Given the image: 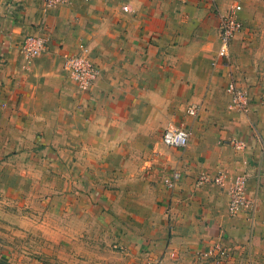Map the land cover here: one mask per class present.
<instances>
[{"label":"crops","instance_id":"1","mask_svg":"<svg viewBox=\"0 0 264 264\" xmlns=\"http://www.w3.org/2000/svg\"><path fill=\"white\" fill-rule=\"evenodd\" d=\"M234 1L243 28L229 63L217 57L216 5ZM255 34L264 40V0H0V176L12 166L26 182L1 194L30 191L16 205L45 207L30 218L66 238L65 264H264V56L246 54ZM27 35L45 37L42 54L25 55ZM66 54L97 66L90 88L64 69ZM231 76L249 90L245 112ZM171 124L191 131L187 146L164 142ZM219 172L228 183L248 175L252 210L232 215L227 185L198 184ZM49 246L29 264H55L43 261L57 253Z\"/></svg>","mask_w":264,"mask_h":264},{"label":"built area","instance_id":"2","mask_svg":"<svg viewBox=\"0 0 264 264\" xmlns=\"http://www.w3.org/2000/svg\"><path fill=\"white\" fill-rule=\"evenodd\" d=\"M71 0H45L48 7L66 4ZM124 9H128L127 6ZM216 9L220 14V44L217 50L218 58H225L229 63L230 46L236 33L242 30L243 22L240 19L239 13L242 5L234 1L231 5L222 11L218 5ZM22 51L28 58L38 56L46 49V39L42 35H27L22 41ZM217 63V59L213 61ZM63 67L69 71L75 78L78 85L87 89L90 88L99 76V70L93 61L85 56L77 54H66L63 59ZM227 91L232 97V104L234 108L239 111H247L250 107V93L246 87H243L236 77L231 76L227 83ZM197 107L192 106L191 112L196 113ZM191 131L184 125L171 124L163 132V140L166 144L175 147H185L190 141ZM235 146L243 148L246 146V141L243 139L233 140ZM181 178V172L175 171L172 174L164 177L165 184L168 188L176 187ZM205 181H213L220 185H227L229 191V213L236 215L245 209H253L255 206L248 196L247 183L248 175L246 173L236 175L230 183H228V175L225 172H219L214 176L207 173H201L197 179L198 184ZM1 258V252H0Z\"/></svg>","mask_w":264,"mask_h":264},{"label":"rangeland","instance_id":"3","mask_svg":"<svg viewBox=\"0 0 264 264\" xmlns=\"http://www.w3.org/2000/svg\"><path fill=\"white\" fill-rule=\"evenodd\" d=\"M248 44H247V51L246 54L253 58L256 54L258 57L264 56V40L260 34H255L253 36H249ZM257 57V58H258ZM4 161V160H3ZM4 163V162H3ZM1 179L0 176V186H20L25 182V177L20 176V174H16L13 170V167L10 166V172ZM47 186V184H46ZM3 191H0V199H5V195H7V202L0 203V252L1 258H5L7 264H14V262L19 260L23 264H29L32 255L31 252L35 250H42L43 248H50L49 243L54 246L55 252L60 254L59 256L56 255L57 253L50 254L52 256H44L43 261L52 262L50 257H54L55 264H60L63 262L66 263V252H63V246H66V238L63 239L61 235L52 234L51 231H47L50 228L47 224L42 227V223H40L43 219L38 218H30V213H34L38 216L42 215L45 216L46 210L45 207L41 205V212L36 210V207L27 206L25 205L22 208H19L14 202V200H24L30 201L31 192H27L26 190H20L17 192L11 191L7 192V194L2 195ZM31 193V194H30ZM4 194V193H3ZM41 201H46L49 198V195L44 192L40 196H37V199ZM13 200V201H11ZM11 201V202H10ZM29 203V202H28ZM44 207V208H43ZM16 216H21L22 221L16 218ZM22 222L23 225L20 224ZM33 223V224H32ZM52 236L48 239L46 236ZM54 235V236H53ZM24 252H29L28 256L23 255ZM6 255V256H5ZM30 257V258H28ZM0 258V259H1ZM12 258V260L10 259ZM28 262V263H27Z\"/></svg>","mask_w":264,"mask_h":264}]
</instances>
